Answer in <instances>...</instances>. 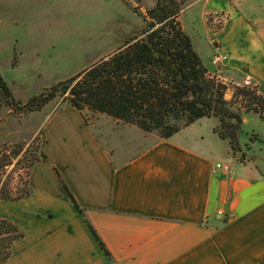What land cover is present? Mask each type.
Returning <instances> with one entry per match:
<instances>
[{"label":"crops","instance_id":"crops-1","mask_svg":"<svg viewBox=\"0 0 264 264\" xmlns=\"http://www.w3.org/2000/svg\"><path fill=\"white\" fill-rule=\"evenodd\" d=\"M207 9L230 17L213 53L226 52L230 66H246L251 82L262 85L264 0H208ZM197 36L193 47L207 67L206 28ZM59 109L71 123L61 116L39 124L29 196L4 200L11 211L0 205V219L23 234L0 264H264V174L255 164L239 161L227 177L214 174L220 157L187 133L193 123L152 141L106 115L86 121L67 104L50 112ZM135 133L138 141L130 140Z\"/></svg>","mask_w":264,"mask_h":264},{"label":"rangeland","instance_id":"rangeland-1","mask_svg":"<svg viewBox=\"0 0 264 264\" xmlns=\"http://www.w3.org/2000/svg\"><path fill=\"white\" fill-rule=\"evenodd\" d=\"M177 1L182 7L177 21L191 37L193 46L196 45L195 39L200 38L197 36L199 27L206 28V42L212 54L213 41L219 38L222 44V35L229 26V15L207 9L208 0ZM155 2L0 0V76L11 93L7 96L0 89V195L9 192L15 196L29 187L30 170L40 155L39 132H36L39 124L57 123L61 116L60 123H71L69 111L50 112L57 106L69 105L67 92H57L41 110L26 107L29 100L108 59L127 41L140 36L150 22L149 11ZM210 57L202 55L210 78L225 85L224 98L234 102L233 106L242 115L237 146H231L228 140L219 138L213 131L218 123L215 117L200 118L186 131L198 139L200 148L214 150L216 158L219 156L218 159L231 168L236 162L248 161L264 174V110L260 108V114L247 111L251 102L234 97L237 87L254 89L264 97V83L254 85L251 82L244 86V77L251 75L246 66H230L228 55V60L218 71L211 66ZM82 114L88 121L95 120L87 108ZM100 121L104 123L105 120ZM118 124L134 126L145 136L149 135L152 141L161 138L157 133L145 132L134 124ZM137 138L135 133L129 139L138 141ZM3 202L0 200L1 212L11 211V205Z\"/></svg>","mask_w":264,"mask_h":264},{"label":"trees","instance_id":"trees-1","mask_svg":"<svg viewBox=\"0 0 264 264\" xmlns=\"http://www.w3.org/2000/svg\"><path fill=\"white\" fill-rule=\"evenodd\" d=\"M181 11L177 0H156L149 11L150 22L140 36L127 41L108 59L80 71L48 92L33 96L26 107L41 110L57 92H67L68 104L82 116L87 108L93 114L134 124L164 139L200 118L215 117L218 123L214 132L236 147L241 112L233 106L234 102L224 98L225 85L210 78L189 35L177 21ZM0 89L11 95L1 76ZM234 97L251 102L247 111L260 114L259 109L264 110V97L254 89L237 87ZM63 186L85 217V209ZM29 194L30 187H26L15 196L3 192L0 200L15 202ZM86 223L102 250L111 257L87 219ZM22 235L14 223L0 219V262L10 257L13 241Z\"/></svg>","mask_w":264,"mask_h":264},{"label":"built area","instance_id":"built-area-1","mask_svg":"<svg viewBox=\"0 0 264 264\" xmlns=\"http://www.w3.org/2000/svg\"><path fill=\"white\" fill-rule=\"evenodd\" d=\"M228 60V55L222 52H216L210 57V64L214 68H219ZM251 84V79L249 76L243 79V85L249 86ZM212 172L218 174L222 177H227L230 172V165L228 163L216 162L213 166Z\"/></svg>","mask_w":264,"mask_h":264},{"label":"water","instance_id":"water-1","mask_svg":"<svg viewBox=\"0 0 264 264\" xmlns=\"http://www.w3.org/2000/svg\"><path fill=\"white\" fill-rule=\"evenodd\" d=\"M68 100H66V102H67Z\"/></svg>","mask_w":264,"mask_h":264}]
</instances>
